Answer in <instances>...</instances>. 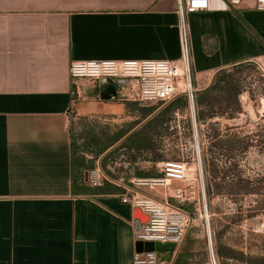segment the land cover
I'll use <instances>...</instances> for the list:
<instances>
[{
    "label": "crops",
    "instance_id": "crops-1",
    "mask_svg": "<svg viewBox=\"0 0 264 264\" xmlns=\"http://www.w3.org/2000/svg\"><path fill=\"white\" fill-rule=\"evenodd\" d=\"M209 1V10L188 16L197 92L222 70L264 63V10L256 0ZM181 55L177 0H0V264H134L137 220L123 197H177L171 185L132 184L155 175L111 176L112 190L93 195L82 194L79 181L74 186L72 122L105 116L123 123L128 109L113 99L117 92L98 100L104 89L85 80L77 97L71 63ZM121 96L130 98L128 89ZM199 225L180 246L159 244L160 263L196 259L207 236Z\"/></svg>",
    "mask_w": 264,
    "mask_h": 264
},
{
    "label": "rangeland",
    "instance_id": "rangeland-1",
    "mask_svg": "<svg viewBox=\"0 0 264 264\" xmlns=\"http://www.w3.org/2000/svg\"><path fill=\"white\" fill-rule=\"evenodd\" d=\"M227 71L226 80L236 91L220 89L212 94L201 108V122H197L196 102V123L189 101L187 108L155 119L152 125L148 122L169 102L137 104L123 123L105 116L78 118L72 122L71 134L77 156L89 163L84 171L87 181L89 171L97 167L109 180L111 176L134 179L146 170L163 175L164 164L171 161L188 163L189 178L198 179L202 169L207 212L204 204L197 210L193 204L169 199L176 206L190 204L192 213L199 211L202 216L199 227L205 229L206 240L190 262L264 264V63H246ZM147 107L158 109L144 119L141 110ZM128 132L115 146L116 138ZM185 186L172 181L170 189L177 194Z\"/></svg>",
    "mask_w": 264,
    "mask_h": 264
},
{
    "label": "built area",
    "instance_id": "built-area-1",
    "mask_svg": "<svg viewBox=\"0 0 264 264\" xmlns=\"http://www.w3.org/2000/svg\"><path fill=\"white\" fill-rule=\"evenodd\" d=\"M242 0H226L231 7H238ZM259 10H264V0H256ZM210 9L209 0H177V14L179 17L180 41L182 55L179 59L169 60H130L114 61H76L71 63L70 74L73 80L74 94L81 96L82 86L79 80L87 81L99 91L117 85V93L128 89L130 98L120 97V100L138 101L142 105L168 103L178 96H187L193 108V120L196 123L194 102L196 89L193 80V65L191 56V39L188 16L193 13ZM133 83V84H131ZM136 92H131V88ZM102 100L99 92L96 96ZM114 97L113 99H115ZM198 164L201 168L200 152ZM190 168L184 161H171L164 164L163 175L159 178H139L132 184L136 188L156 190L171 185L172 181L184 182L186 186L180 189L176 197L181 202L190 203L195 209L202 204L206 208V193L203 183L202 169L198 179L189 178ZM109 181L100 167L88 174V184L94 188L104 186ZM122 201L133 208H139L148 216L146 223L137 220L136 240L142 243L180 246L185 242L186 236L200 221L202 216L198 213L188 212L181 206L170 202H161L156 199L131 191ZM209 228V223L207 222ZM134 264H161L159 255L155 251L137 253Z\"/></svg>",
    "mask_w": 264,
    "mask_h": 264
},
{
    "label": "trees",
    "instance_id": "trees-1",
    "mask_svg": "<svg viewBox=\"0 0 264 264\" xmlns=\"http://www.w3.org/2000/svg\"><path fill=\"white\" fill-rule=\"evenodd\" d=\"M227 74H228L227 69L218 72L216 74L211 86L208 89L196 93L195 102H196V106L198 108L197 122L202 121V110H201V108L203 107V105L205 103H208L212 94L218 92L220 89H224L226 92H230L232 94L236 91V88H233L232 84L230 82H227V80H226ZM221 85H224L225 87H221ZM237 94H238V92H237ZM115 99L120 100L119 95ZM123 102L126 104V108L128 109V111L129 110L134 111V106H137V104L142 106V104L138 101L125 100ZM188 102H189V99L187 96L183 95V96L176 97L175 99L170 101L169 104L163 110H161L151 121H149L148 125H152L153 122L155 121V119L157 121L161 120L165 115H167L168 113H170L174 110H178L180 108H182V109L187 108ZM157 109L158 108H155V107L142 108L141 111H142L143 118L146 119L147 117L151 116ZM216 115H219V114L216 112ZM126 134L122 133L119 138H116V142H118L120 139H122L124 136H126ZM129 139L131 140L132 136ZM105 151H106V149L101 150L99 152V154L101 155ZM74 157H75V161H76L74 164L75 165V167H74V186H76L77 181H79L81 183L80 184V190H81L82 194L93 195V194H98V193L110 192L112 190L111 189L112 186L109 182H106L104 184V186L100 187V188H92V187L88 186L84 182V171H85V169H87L89 163L85 160V158L77 156L75 149H74ZM77 174H78V177L76 176ZM136 175L140 176V177H151L153 175L158 176V177L162 176V174H160V173L151 174V173H146V172H138V173H136ZM181 207H182V209L186 208L184 205H182ZM188 212H192V211L188 210ZM178 264H181V263L178 262Z\"/></svg>",
    "mask_w": 264,
    "mask_h": 264
},
{
    "label": "water",
    "instance_id": "water-1",
    "mask_svg": "<svg viewBox=\"0 0 264 264\" xmlns=\"http://www.w3.org/2000/svg\"><path fill=\"white\" fill-rule=\"evenodd\" d=\"M117 85H112L108 89H106L103 92V98L104 99H111L112 96H116V91H117ZM87 181V178H86ZM134 216L136 220H138L140 223H144V220L148 221V216L144 215L141 209L135 208L134 209ZM159 244H154V243H138V252H149V251H155L156 248H159Z\"/></svg>",
    "mask_w": 264,
    "mask_h": 264
},
{
    "label": "bare ground",
    "instance_id": "bare-ground-1",
    "mask_svg": "<svg viewBox=\"0 0 264 264\" xmlns=\"http://www.w3.org/2000/svg\"><path fill=\"white\" fill-rule=\"evenodd\" d=\"M208 216V215H207ZM210 240L212 241V238L210 237Z\"/></svg>",
    "mask_w": 264,
    "mask_h": 264
}]
</instances>
